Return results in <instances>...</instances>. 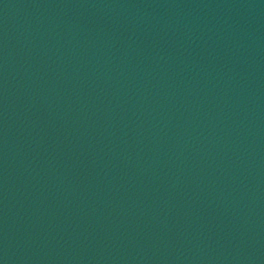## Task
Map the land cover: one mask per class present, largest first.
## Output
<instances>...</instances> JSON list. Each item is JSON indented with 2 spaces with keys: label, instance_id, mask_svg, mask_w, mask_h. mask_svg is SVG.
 Returning <instances> with one entry per match:
<instances>
[{
  "label": "water",
  "instance_id": "water-1",
  "mask_svg": "<svg viewBox=\"0 0 264 264\" xmlns=\"http://www.w3.org/2000/svg\"><path fill=\"white\" fill-rule=\"evenodd\" d=\"M0 264H264V0H0Z\"/></svg>",
  "mask_w": 264,
  "mask_h": 264
}]
</instances>
